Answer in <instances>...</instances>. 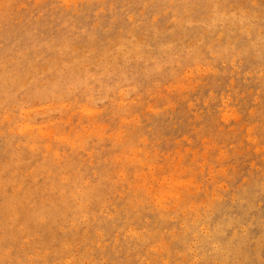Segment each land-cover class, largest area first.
Returning a JSON list of instances; mask_svg holds the SVG:
<instances>
[{"label": "rangeland", "instance_id": "rangeland-1", "mask_svg": "<svg viewBox=\"0 0 264 264\" xmlns=\"http://www.w3.org/2000/svg\"><path fill=\"white\" fill-rule=\"evenodd\" d=\"M0 28V264H264V0H0Z\"/></svg>", "mask_w": 264, "mask_h": 264}, {"label": "bare ground", "instance_id": "bare-ground-1", "mask_svg": "<svg viewBox=\"0 0 264 264\" xmlns=\"http://www.w3.org/2000/svg\"><path fill=\"white\" fill-rule=\"evenodd\" d=\"M77 1V0H76ZM68 2V1H67ZM54 12V11H53ZM16 17V16H15ZM37 18V17H36ZM18 19V18H17ZM38 21V20H37ZM41 21V20H40ZM15 22V21H14ZM1 29V28H0ZM21 29V28H20Z\"/></svg>", "mask_w": 264, "mask_h": 264}]
</instances>
